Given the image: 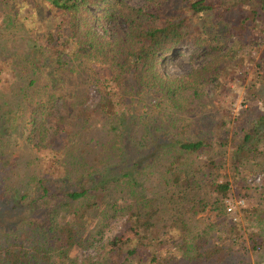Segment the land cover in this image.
<instances>
[{"label":"trees","instance_id":"16d2710c","mask_svg":"<svg viewBox=\"0 0 264 264\" xmlns=\"http://www.w3.org/2000/svg\"><path fill=\"white\" fill-rule=\"evenodd\" d=\"M263 16L264 0H0V264L264 252V196L245 231L221 227L227 151L237 180L264 174V51L256 105L233 120L215 104ZM186 49L190 71L170 74Z\"/></svg>","mask_w":264,"mask_h":264},{"label":"rangeland","instance_id":"374dc122","mask_svg":"<svg viewBox=\"0 0 264 264\" xmlns=\"http://www.w3.org/2000/svg\"><path fill=\"white\" fill-rule=\"evenodd\" d=\"M130 4L132 5H140L143 3L144 0H128ZM172 6H174L175 1H172ZM246 9H250L249 7H246ZM261 21V20H259ZM263 22H264V16H263ZM259 31L264 34V26H259ZM259 31L257 32L259 34ZM262 46L260 47V50H252L246 52L247 59L242 63L238 68V73L236 71V75H233L226 81V87L225 90L220 94V96L215 98V104L219 107L221 116L220 118H224L226 116V112L228 111L231 113V118L235 120L241 117L242 112L245 111L248 107L255 106L256 104H250L245 101V93L246 88L249 85L250 82L253 81V78L256 75V65L258 64L259 58L261 56L262 51H264V40L261 39L259 42ZM257 48V47H256ZM261 51V52H260ZM192 51L191 50H184L183 53L178 57L176 60L170 61L167 65L166 70L170 74H184L188 73L191 69V63H190V56ZM241 75L243 77L241 78ZM96 98L93 100V102L90 103V106H92L94 103H96ZM257 108L264 112V106L262 103H258ZM231 119V120H232ZM227 162H226V168L223 175H226L227 181H229L232 185V190L228 197H232L233 199H245L246 205L243 208L237 209V216L238 221L234 222L232 217L227 214L226 209L224 212V218L221 220V227L226 223H232V224H241L243 230L245 231L247 229V225L245 224V212L251 211L254 207L258 206L261 203V199L264 196V174H255V175H247L241 180H237L233 170H232V159L230 151H227ZM261 176V184L255 181L257 177ZM242 182L244 187H250L254 190H247L246 188L242 187ZM210 215L209 222L215 221L217 213L215 211L206 213V217ZM219 220V219H218ZM3 224V222H0ZM2 235V234H0ZM250 243V242H249ZM240 248L236 247V251L233 256V260L236 264H240L242 259L251 261L253 264H264L263 258H264V252L261 254H256L254 251L249 250L248 254H244L242 252H239ZM242 254V255H241ZM244 254V255H243ZM91 255L95 257L96 252L94 250H89L88 252L84 253V256Z\"/></svg>","mask_w":264,"mask_h":264},{"label":"built area","instance_id":"2783aa9c","mask_svg":"<svg viewBox=\"0 0 264 264\" xmlns=\"http://www.w3.org/2000/svg\"><path fill=\"white\" fill-rule=\"evenodd\" d=\"M261 176L257 177L255 181L253 179L251 182H256L261 184ZM225 209L228 215H230L233 219L234 222L238 221V216H237V209L238 208H243L246 205L245 199H233L232 197H227L224 201Z\"/></svg>","mask_w":264,"mask_h":264}]
</instances>
